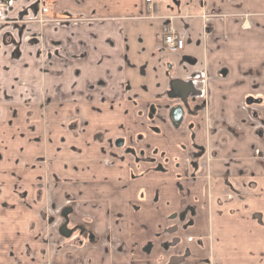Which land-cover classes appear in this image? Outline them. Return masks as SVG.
Listing matches in <instances>:
<instances>
[{"label":"crops","instance_id":"1","mask_svg":"<svg viewBox=\"0 0 264 264\" xmlns=\"http://www.w3.org/2000/svg\"><path fill=\"white\" fill-rule=\"evenodd\" d=\"M4 1L0 264H264V0Z\"/></svg>","mask_w":264,"mask_h":264},{"label":"built area","instance_id":"2","mask_svg":"<svg viewBox=\"0 0 264 264\" xmlns=\"http://www.w3.org/2000/svg\"><path fill=\"white\" fill-rule=\"evenodd\" d=\"M147 4H152L154 0H144ZM48 7H44L42 12L45 13L48 11ZM6 11V2L0 0V22H3L5 19ZM163 46L169 52H177L182 50L184 46V40L176 34L171 25H167L163 34Z\"/></svg>","mask_w":264,"mask_h":264},{"label":"flooded vegetation","instance_id":"3","mask_svg":"<svg viewBox=\"0 0 264 264\" xmlns=\"http://www.w3.org/2000/svg\"><path fill=\"white\" fill-rule=\"evenodd\" d=\"M164 48H165V47H164ZM257 152H258V151H257ZM257 152H256V153H257ZM257 154L260 155L259 153H257ZM261 158H262V157H261Z\"/></svg>","mask_w":264,"mask_h":264}]
</instances>
